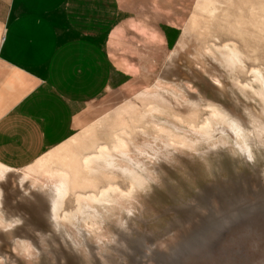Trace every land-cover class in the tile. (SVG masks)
<instances>
[{"label": "rangeland", "instance_id": "obj_1", "mask_svg": "<svg viewBox=\"0 0 264 264\" xmlns=\"http://www.w3.org/2000/svg\"><path fill=\"white\" fill-rule=\"evenodd\" d=\"M119 1L121 7L131 10V20L116 25L115 39L113 32L109 42L115 67L114 86L85 106L72 139L32 164L16 169L17 173L0 184V218L6 225L18 220L12 228L0 226V264H264V212L255 210L256 213L250 211L215 225L203 224L227 207L225 199L233 193L245 207L256 202L254 194L264 192V152L257 149L255 166L240 150L235 153L230 148L215 149L205 156L182 150L177 140L173 146L174 161L151 174L144 191H134L137 193L133 194L131 207L139 218L131 224L135 232L125 240L140 247L133 253L126 252V256L121 257L116 251L121 248L114 244L116 222L125 217L126 210L106 206L107 214L98 206L105 213L106 223L99 226L97 222V227L96 220L87 215L90 211L86 210L84 216L79 214V193H98L109 184L129 193L131 181L119 170L104 173L101 178L92 177L84 169L83 158L102 145L112 146L116 141L113 135L124 130L133 138L137 136L141 144L150 142L138 133L143 127L151 135L150 119L148 124L138 125L133 116H139L149 106L150 101L140 95L153 90L160 75L171 86H185L203 100L198 111H182L183 118L195 126L211 117L210 103L224 105L242 114L245 120L251 111L264 121L261 101L250 100L237 84L244 86L254 81L250 74L253 69L264 75V0ZM165 36L168 40L171 37L168 43ZM226 44L236 46L242 53L243 64L234 71L221 62ZM157 142L158 152L168 157L166 143ZM143 164L153 172L150 162ZM58 170L71 178V190L59 212L61 217L70 216L68 221H61L60 230L49 220L45 200L44 204L29 200L40 187L52 184ZM25 174L27 179L22 186L20 181ZM116 194L113 197L124 207L130 206L126 195ZM75 214L85 219L78 224L79 229L86 233L94 229L103 236L105 245L97 242L94 232L87 236L92 247L102 244L99 250L90 251L85 246L84 238L69 221Z\"/></svg>", "mask_w": 264, "mask_h": 264}, {"label": "crops", "instance_id": "obj_2", "mask_svg": "<svg viewBox=\"0 0 264 264\" xmlns=\"http://www.w3.org/2000/svg\"><path fill=\"white\" fill-rule=\"evenodd\" d=\"M120 4L0 0L1 164L21 169L67 143L85 106L112 89L109 42L131 20Z\"/></svg>", "mask_w": 264, "mask_h": 264}, {"label": "bare ground", "instance_id": "obj_3", "mask_svg": "<svg viewBox=\"0 0 264 264\" xmlns=\"http://www.w3.org/2000/svg\"><path fill=\"white\" fill-rule=\"evenodd\" d=\"M171 55L174 56V54ZM221 62L228 70L234 71L239 65L243 64L242 53L236 46L226 44L221 52ZM250 74L254 77V81L247 82L244 86L240 85L236 80L235 81L246 97L256 102L257 99H259L264 107V75L260 70L256 69H253ZM145 91H143L144 93L140 96H142L145 101H150V104L145 110H142L141 113H139V116H133V120H135L138 125H145L148 124V120L150 119L151 135L147 130L143 129V127L142 129L140 128L138 132L150 140V142H143V144H141L139 139H137V136L136 138H133V134L124 130L120 135H113L116 141L112 146L102 145L97 148L98 150L96 149L97 152L83 158L84 169H86L92 177L101 178L104 173H111L113 170H119L131 181V189L129 193H124L119 186L115 184H109L107 188H102L98 193L85 195L79 193L76 196V201L80 206L79 214L84 216L86 210L90 211L88 212L89 214H86L91 216L94 221L96 220L95 226L97 222L99 223V226L106 223L104 217L105 213L103 214L100 212L98 206L103 207L107 214H109V211L106 209L107 207H120L123 210H126L125 217L119 218L116 222L118 229L114 234V244L121 248V251H116L121 257L124 256L126 252L132 251L133 253L140 247V245L135 247L129 243L130 241L125 240L126 236H131V233L135 232L131 229V224L139 218V216L137 217L135 215L131 207V204L135 201V196L133 194L137 193H134V191H136V189L144 191L148 185L147 181L151 179V174H157V171L161 166L165 163L174 161L172 157H176V152L174 151L173 146L176 145L175 142L177 140L179 141V144L182 145V150L186 149L195 151L200 155L205 156L212 154L215 149L230 148L235 153H238V150H240V152L244 154L245 159L252 162L255 166L256 161L254 160V149L264 152V121L258 119L253 112L249 111V119L245 120L241 117L242 114H240V116L224 105L210 103L208 104V107L212 108L211 117L205 120L201 125L195 126L194 123L187 122V120L183 118L182 111L184 109L198 111L200 103L203 100L193 95L190 89L177 84L171 86L170 83L166 82L165 77L160 75L157 85H154L153 90L148 92ZM217 135H219L218 138L216 137ZM158 140H163L166 143L168 157L161 155L156 149V143H158ZM141 160L144 161L142 162ZM147 161L154 167L152 173L148 170L149 168L143 164ZM119 162H121V164L122 162H125L128 165L121 166ZM15 173H17L16 169L0 163V184ZM26 179V174L21 177L20 184L22 186ZM54 179L55 180H52L53 182L49 187H44L45 189L40 187L41 189H39V191L37 190L38 192L33 195L31 194L29 200L36 202L37 204H44L45 200L49 210L47 216L54 228L60 230L61 221L64 219L68 221V217L70 216L69 214H64L63 217H61L59 212L61 211L64 198L71 190V178L69 174L58 170ZM117 192L127 196V201L131 202L127 203L130 204L129 207H124L123 203L121 204L118 198L113 197ZM1 195L2 190L0 187V196ZM254 195L256 197V202L253 205L244 207L239 196L236 193H233L225 199L227 207L225 209L223 208L221 213H219L215 219L211 218L209 222H204L203 224L206 226L217 221L228 220L233 217L237 218L240 215L255 210L264 212V192H258ZM237 207H239V210H237ZM231 212L233 213L231 214ZM212 214L214 213L211 212V215ZM78 216V214L71 216L72 219L69 221L76 227L80 236L84 238V244L90 251L94 248L95 250H99L102 244L98 243L97 247H92L88 243L89 241H87V236H92V233L90 232H94L97 242H102L103 236L97 234L94 229L89 230L88 233L79 229L78 224L85 219H80ZM21 219L22 218H20L19 221H21ZM17 222L18 220H15L6 225L4 224L5 220L0 218V226L5 225V228H12ZM72 243L77 247L75 241L72 240ZM34 245L36 247V243Z\"/></svg>", "mask_w": 264, "mask_h": 264}]
</instances>
